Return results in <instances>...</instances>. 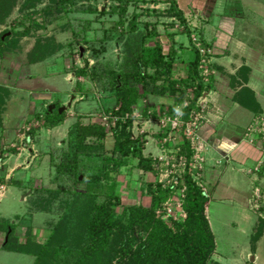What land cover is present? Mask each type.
Here are the masks:
<instances>
[{
    "label": "rangeland",
    "instance_id": "obj_1",
    "mask_svg": "<svg viewBox=\"0 0 264 264\" xmlns=\"http://www.w3.org/2000/svg\"><path fill=\"white\" fill-rule=\"evenodd\" d=\"M54 7L49 0L41 3L0 0V35L4 33L2 39L12 36L17 41V46L0 47V55L5 51L0 56V86L10 92L0 115L3 124L0 129V222L5 219L19 223L15 234L20 242H24L30 227L38 244L46 242L61 215L59 199L42 211L36 204L47 197L44 190H56L60 184L54 165L63 150H67V136L74 124L105 126L104 151L109 155L112 150V130L119 121L116 118L105 121L104 116L109 114L103 116V110L115 107L114 97L103 91V86H108L107 73L133 70L134 40L141 42L138 46L142 47L159 44L166 58L171 50L175 51L171 76L174 80L185 79L189 61L194 59L189 57V50L196 51L192 35L199 38L197 28L200 29L198 24L191 23L193 17L186 18L189 27L192 24L190 30L193 29L189 37L178 23L170 26L176 20L166 15L167 0H78L74 6L63 5L60 12ZM48 9L52 11L50 16L45 14ZM257 11V17H253L256 42L245 38L240 51L252 61L247 84L254 91L261 114L257 115L250 94L245 91L248 87L242 81L244 72H216L211 63L213 50L200 38L201 46L208 52L203 59L209 69H199V56L197 71L205 88H210L202 93L189 119L185 120L183 110L193 97L196 82L193 83V87L186 89L184 102L176 107L175 113L182 122L196 123L194 134L188 135L185 125L175 130L160 126L164 114L176 116L168 109L174 103L172 94L168 99L144 97L131 107L130 117L134 122L130 133L144 144L143 155L151 159L153 174L137 170L134 161L115 176L120 197V205L114 209L117 215L123 208L149 207L148 185L168 190L169 196L155 211V218L171 230H175V223L186 218V177L191 176L208 197L205 217L215 240L209 264H264V238L256 243L254 251L251 248L257 226L260 220L264 221V143L258 128L254 132L251 128L255 121L258 124V120L264 119V7ZM254 13L255 8H250L249 14L254 16ZM131 27L135 28L133 32ZM153 32L154 38L147 37ZM18 33L27 34L20 37ZM38 40H52L65 48L43 63L29 65L27 56ZM95 51L100 52L96 58ZM86 65L89 76L78 78L75 69ZM147 72L152 74L153 70ZM163 82V77L150 82V90H159ZM215 82L217 87L211 92ZM217 104L220 107H215ZM52 105L61 106L66 115L60 126L47 129L34 115L42 114ZM215 112L226 116L215 119L216 125L212 122L216 129L227 131L228 136L239 135L240 143L258 148L257 161L237 164L227 154H215L209 143L211 136L204 129L210 114ZM226 170L229 173L223 180L221 176ZM211 171H215L214 177L209 180ZM82 179L79 176L80 182ZM4 180L11 182L3 183ZM64 184L71 189L69 181ZM225 185L231 191L223 193L220 187ZM78 189H84V185ZM237 192L245 196L244 202L238 201ZM62 197L63 194L59 196ZM16 216L22 224L14 221ZM2 239L0 234V246ZM33 260L31 256L0 249V264H32Z\"/></svg>",
    "mask_w": 264,
    "mask_h": 264
},
{
    "label": "trees",
    "instance_id": "obj_2",
    "mask_svg": "<svg viewBox=\"0 0 264 264\" xmlns=\"http://www.w3.org/2000/svg\"><path fill=\"white\" fill-rule=\"evenodd\" d=\"M49 1L55 5V11L60 12L63 5L74 6L78 0ZM41 2L43 0H35V3ZM167 2L169 8L166 15L176 20L170 26L178 23L183 27V32L188 37L191 36L187 19L177 3L174 0ZM51 12L48 9L45 14L50 16ZM132 27L131 32L135 30ZM18 34L21 37L27 33ZM3 36L4 33L0 35V47L17 46L16 38L11 36L2 39ZM148 36L154 38L156 34L153 32ZM133 43L136 54L132 62L133 70L108 72L105 77L108 86H103V91L110 93L115 100V107L103 110V114H109L110 119L116 118L119 121L112 130L114 142L110 154L107 155L104 151L103 144L107 136L105 126L96 123L74 124L67 136V150H63L60 160L54 165L56 180L60 184L56 190H44L47 197L36 204L42 211L59 199L61 215L58 222L50 230L46 242L38 244L30 227L24 242H20L15 234L19 223L16 225L15 222L2 219L0 233L4 235V240L0 246L1 250L31 256L34 259L32 264H209L215 251V240L205 217L208 197L191 176L186 177L187 192L184 204L186 218L183 222L174 224L175 230L162 225L155 218V211L169 196V191L162 190L159 185L147 186L151 198L149 207L123 208L120 215L114 212L115 207L120 205L115 176L122 168L136 161L137 170L153 174L151 159L143 155L144 144L137 137L133 138L130 133L134 122L133 117H130L133 112L131 107L148 95L168 99L172 94L174 103L169 105L168 109L173 116L176 107L184 102L183 94L186 89L193 87V83L196 82L189 106L183 110V119L188 120L197 100L208 87L210 88V86L205 88L202 79L199 78L197 49L194 50V59L189 61L186 68L187 77L174 80L171 72L172 64L176 61L175 51L171 50L169 57L166 58L157 43L154 47L144 46L145 48L138 46L141 42L133 40ZM64 48V45L55 44L52 40H38L27 56L28 64L43 63ZM99 54L100 52L95 51V58ZM148 69H152L153 73L149 74ZM87 71L86 65L75 69L74 74L78 78H87L89 76ZM243 71L246 72L247 69ZM160 77H163L164 81L161 88L150 90V82L158 81ZM244 80L245 83L247 80ZM245 91L250 94L257 115H260L261 108L253 91L249 88ZM9 95V89L0 86V115ZM50 107H53L51 111ZM60 107L49 106L42 114H35V119L43 121L47 129L58 127L64 122L66 115V112L59 114ZM125 117L127 119L124 122ZM2 126L0 116V129ZM79 176L83 178L81 182ZM66 181L71 183V189L65 184L62 185ZM79 185H84V189H78ZM62 194L64 197L59 198ZM14 221H20V217L16 216ZM263 231L264 221L260 220L256 234L252 238L253 251Z\"/></svg>",
    "mask_w": 264,
    "mask_h": 264
},
{
    "label": "crops",
    "instance_id": "obj_3",
    "mask_svg": "<svg viewBox=\"0 0 264 264\" xmlns=\"http://www.w3.org/2000/svg\"><path fill=\"white\" fill-rule=\"evenodd\" d=\"M175 2L184 14V17L187 19L193 17L191 23H196L200 27V29L197 28V36L200 37L206 45L212 48L211 63L216 72H245L243 70L247 69L243 75V78L247 81L245 83L243 82V84H249V74L251 73L249 65L252 61L249 56L243 55L240 50L245 43V38L249 37L253 42H256V38L253 37V35H256V33H254L256 29L253 27V23H256L253 17H257V12H259L257 8L264 7V0H175ZM250 8H255L254 16L253 14H249ZM192 24H190V27H192ZM191 30L193 29L191 28ZM250 46H252V44H250ZM247 50L249 49L247 48ZM189 52V57L194 58V52L191 49ZM244 79L242 81H245ZM217 84L218 83L215 82L212 85L213 89L211 92L215 90ZM248 84L245 86L248 87ZM215 107L220 106L217 104ZM225 117L226 116L222 117L216 114V112L211 113L208 118L209 124L206 123L204 127L205 131L211 136L209 143L215 154H227L230 156L229 159H233L237 164H249L257 161L260 158V151L258 148L256 149L244 143H240L239 135L234 137V134H229L230 136H228L227 131L220 132L216 129L217 127H215V125L217 121L214 120L217 118L225 119ZM213 121L215 125L212 124ZM224 135H226V137H224ZM214 172L211 171L209 173V180L213 179L214 176L212 175ZM228 173V170H226L223 176H221L223 180ZM228 178L231 182V175H229ZM225 186L220 187L221 190H224L223 193H225V191L226 193L231 191L228 190V185ZM237 198H239L238 201L242 199V202H244L245 196L237 192ZM0 234L3 237V241L4 235L2 233ZM260 238L261 240L264 238V231ZM255 256L257 255H254V262L256 259Z\"/></svg>",
    "mask_w": 264,
    "mask_h": 264
},
{
    "label": "built area",
    "instance_id": "obj_4",
    "mask_svg": "<svg viewBox=\"0 0 264 264\" xmlns=\"http://www.w3.org/2000/svg\"><path fill=\"white\" fill-rule=\"evenodd\" d=\"M192 40L194 42L195 48L197 49L199 56L201 57L200 60V64H199V69L207 68V70L209 69V67L206 65L204 56L208 53L204 48L201 46V43L199 42V39L196 38L194 35H192ZM104 116V114H103ZM106 118V119H105ZM105 121L109 120V116H104ZM114 119V118H113ZM258 124L259 126H257V121L254 122V125H252V132H254L255 130H257L258 128V134L260 135L262 142L264 143V119L261 118L260 120H258ZM160 126L161 127H166V126H170V129L175 130L177 127L181 128L182 125H185V131L188 135H193L194 134V130L193 127L196 124L195 122H182L180 116H178V114L174 117H169L168 115L164 114V117H162V119H160L159 121ZM250 143H252V141H250ZM262 143V144H263Z\"/></svg>",
    "mask_w": 264,
    "mask_h": 264
},
{
    "label": "water",
    "instance_id": "obj_5",
    "mask_svg": "<svg viewBox=\"0 0 264 264\" xmlns=\"http://www.w3.org/2000/svg\"><path fill=\"white\" fill-rule=\"evenodd\" d=\"M52 108H53V107H50V108H49V111H51ZM62 112H63V108H60V109H59V114H61ZM80 179H81V178H80Z\"/></svg>",
    "mask_w": 264,
    "mask_h": 264
}]
</instances>
